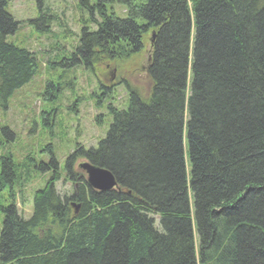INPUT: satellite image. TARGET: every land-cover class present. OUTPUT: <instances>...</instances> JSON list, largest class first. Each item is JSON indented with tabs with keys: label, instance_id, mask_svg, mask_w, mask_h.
<instances>
[{
	"label": "trees",
	"instance_id": "16d2710c",
	"mask_svg": "<svg viewBox=\"0 0 264 264\" xmlns=\"http://www.w3.org/2000/svg\"><path fill=\"white\" fill-rule=\"evenodd\" d=\"M8 1L0 0L4 110L39 66L33 52L8 40L20 26ZM78 1L90 24L70 57L48 64L65 72L126 62L148 39L150 89L127 83L125 109L108 105L106 135L66 159L63 170L78 184L72 195L55 189L61 167L52 152L42 163L51 177L29 219L0 199V264H264V0ZM38 3L40 17L30 23L48 31ZM45 87L51 100L61 83ZM110 88L95 94L96 107ZM56 110L43 112L45 128ZM80 158L112 172L118 188L90 187L74 172ZM0 165V185L12 188L13 161Z\"/></svg>",
	"mask_w": 264,
	"mask_h": 264
},
{
	"label": "rangeland",
	"instance_id": "374dc122",
	"mask_svg": "<svg viewBox=\"0 0 264 264\" xmlns=\"http://www.w3.org/2000/svg\"><path fill=\"white\" fill-rule=\"evenodd\" d=\"M42 2V11L49 16L48 31L44 29L45 25L38 29L30 23L40 17L38 0H9L7 6L8 12L20 23L19 29L8 40L33 52L39 63L35 77L14 93L8 108L4 110L0 107V163L3 159L14 160L16 174L13 187L4 186L0 199L3 206L15 203L17 211L25 219L33 213L35 192L42 189L51 177V172L44 173L45 166L41 165L50 164L49 151L46 150L48 142H52L53 155L61 167V179L55 184L57 193L60 196L74 193L75 182L70 181L63 170L66 158L76 147L87 149L96 146L110 124L106 108L95 106V94L101 92L99 83L112 85V94L103 97L101 104L108 107L110 103L118 110H123L127 104L128 92L124 81L144 93L150 89L146 74L151 50L148 39L144 51L123 63L108 64L101 60L94 69L86 70L78 66L65 72L55 64H48V61L55 63L72 55L82 25L89 21V12L78 0ZM60 75H63L61 81L58 80ZM49 80L58 86L61 83V90L56 88V97L46 100L43 95ZM50 108L57 110L52 128H45L40 117ZM97 115H104L102 122L98 121ZM49 129L53 133L52 140ZM78 162L74 165L76 173L79 172ZM10 189L15 190L14 194H10ZM2 215L0 211V229Z\"/></svg>",
	"mask_w": 264,
	"mask_h": 264
},
{
	"label": "water",
	"instance_id": "95a60500",
	"mask_svg": "<svg viewBox=\"0 0 264 264\" xmlns=\"http://www.w3.org/2000/svg\"><path fill=\"white\" fill-rule=\"evenodd\" d=\"M82 168L88 174L89 185L97 190L108 191L117 185L114 175L106 169L88 163L83 164Z\"/></svg>",
	"mask_w": 264,
	"mask_h": 264
},
{
	"label": "bare ground",
	"instance_id": "6f19581e",
	"mask_svg": "<svg viewBox=\"0 0 264 264\" xmlns=\"http://www.w3.org/2000/svg\"><path fill=\"white\" fill-rule=\"evenodd\" d=\"M0 186H4V184H1ZM15 190L10 189V194H14Z\"/></svg>",
	"mask_w": 264,
	"mask_h": 264
}]
</instances>
